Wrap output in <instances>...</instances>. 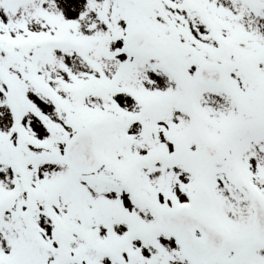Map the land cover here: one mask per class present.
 I'll return each instance as SVG.
<instances>
[{"label":"snow or ice","instance_id":"1","mask_svg":"<svg viewBox=\"0 0 264 264\" xmlns=\"http://www.w3.org/2000/svg\"><path fill=\"white\" fill-rule=\"evenodd\" d=\"M0 264H264V0H0Z\"/></svg>","mask_w":264,"mask_h":264}]
</instances>
